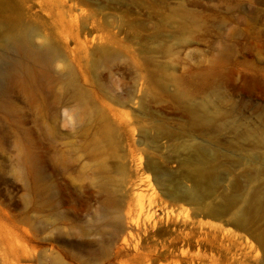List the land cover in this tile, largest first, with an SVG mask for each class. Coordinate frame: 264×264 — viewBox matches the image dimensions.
<instances>
[{"label":"rangeland","instance_id":"374dc122","mask_svg":"<svg viewBox=\"0 0 264 264\" xmlns=\"http://www.w3.org/2000/svg\"><path fill=\"white\" fill-rule=\"evenodd\" d=\"M67 1L0 31V264H264V0Z\"/></svg>","mask_w":264,"mask_h":264},{"label":"bare ground","instance_id":"6f19581e","mask_svg":"<svg viewBox=\"0 0 264 264\" xmlns=\"http://www.w3.org/2000/svg\"><path fill=\"white\" fill-rule=\"evenodd\" d=\"M11 1H13L14 3L16 2L20 3L22 6H24V9H20L16 5L11 4ZM32 2H33V5L34 3L37 4V7H38L37 9H40V11H47V13L50 11L52 12L55 11V13L57 14L56 16L60 19L62 24L69 25L70 27H74L72 33H74L73 38L77 45L78 52L79 53L81 52L85 53V51L87 52L88 48L85 50L86 39H80L81 33L78 31V28H79V23L77 21L78 17L75 16L77 14L74 13L76 9L75 8L76 5L73 4L74 5L73 6L72 4H70L71 2L68 3L67 0H0V31L2 29L5 46L6 47L11 46L16 50V54H14L12 57L11 66L8 67L5 71L1 72L4 79H9L14 76H19V78L23 82H26L31 76V70H30V65H29L30 62L39 61L43 64L49 65L58 56V51H57L55 44L46 36L44 37V43L42 45L36 46L33 44V37L36 34V32L33 30L34 28L32 27H22V28H16V29L11 28V25H13L16 22V19H18V18H13V17L21 15L20 13H22V10L23 11L26 10V12H28L29 14L36 12V11H32L31 9ZM3 17H6V18L4 19V21H1ZM65 17H67L68 19L65 20L64 19ZM203 70L204 71H201L203 74L210 73V70L208 68H205ZM138 191L137 192L135 191L137 193V194L135 193L137 196H138ZM195 192H196V189H194V187L183 188L177 185L175 189H173V191L167 192L166 196H169L171 199L184 200L186 202H190ZM137 201L139 202V200ZM143 207H144L143 204L139 202L138 209L142 211ZM177 209L174 210L175 212L173 214H175L176 211L179 210ZM150 211L151 210H146L145 212L147 214L145 215H150ZM142 213H144V211ZM169 216L171 218V215ZM165 220L167 219L165 218ZM170 224H172L171 227L176 225V220L172 219ZM166 228L168 229V227Z\"/></svg>","mask_w":264,"mask_h":264}]
</instances>
